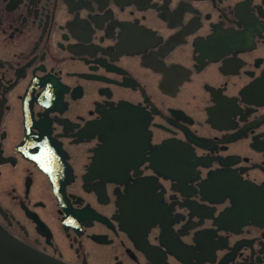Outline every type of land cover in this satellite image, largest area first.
<instances>
[{
  "label": "flooded vegetation",
  "instance_id": "obj_1",
  "mask_svg": "<svg viewBox=\"0 0 264 264\" xmlns=\"http://www.w3.org/2000/svg\"><path fill=\"white\" fill-rule=\"evenodd\" d=\"M0 246L264 264V0H0Z\"/></svg>",
  "mask_w": 264,
  "mask_h": 264
},
{
  "label": "water",
  "instance_id": "obj_2",
  "mask_svg": "<svg viewBox=\"0 0 264 264\" xmlns=\"http://www.w3.org/2000/svg\"><path fill=\"white\" fill-rule=\"evenodd\" d=\"M10 249H11L12 253L9 254V256H7L9 258H11L12 255H13V257L20 258L21 255L24 254L22 249L18 248V246H12V248L10 247ZM5 254H7L5 247L4 246H0V256H1V258H4L6 256ZM28 261H29L30 264H58V263L52 262V261H50L48 259L42 258V257H40V256H38L36 254H31V253H28Z\"/></svg>",
  "mask_w": 264,
  "mask_h": 264
}]
</instances>
